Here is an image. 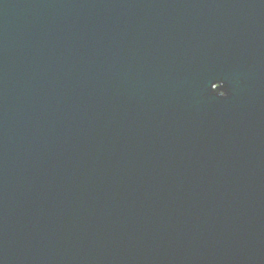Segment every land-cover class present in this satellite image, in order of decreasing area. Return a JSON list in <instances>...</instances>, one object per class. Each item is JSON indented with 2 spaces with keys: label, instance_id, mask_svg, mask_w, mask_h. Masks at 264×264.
Segmentation results:
<instances>
[{
  "label": "water",
  "instance_id": "95a60500",
  "mask_svg": "<svg viewBox=\"0 0 264 264\" xmlns=\"http://www.w3.org/2000/svg\"><path fill=\"white\" fill-rule=\"evenodd\" d=\"M0 264H264V0H0Z\"/></svg>",
  "mask_w": 264,
  "mask_h": 264
},
{
  "label": "snow or ice",
  "instance_id": "6c2138e0",
  "mask_svg": "<svg viewBox=\"0 0 264 264\" xmlns=\"http://www.w3.org/2000/svg\"><path fill=\"white\" fill-rule=\"evenodd\" d=\"M215 84V83H214ZM221 95H222V93H221Z\"/></svg>",
  "mask_w": 264,
  "mask_h": 264
}]
</instances>
